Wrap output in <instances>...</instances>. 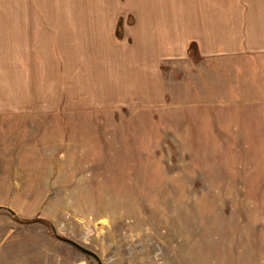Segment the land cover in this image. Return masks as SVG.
<instances>
[{
	"label": "rangeland",
	"instance_id": "1",
	"mask_svg": "<svg viewBox=\"0 0 264 264\" xmlns=\"http://www.w3.org/2000/svg\"><path fill=\"white\" fill-rule=\"evenodd\" d=\"M126 3L0 0V264H264V54L192 43L155 88L70 90L101 8L131 44Z\"/></svg>",
	"mask_w": 264,
	"mask_h": 264
},
{
	"label": "crops",
	"instance_id": "2",
	"mask_svg": "<svg viewBox=\"0 0 264 264\" xmlns=\"http://www.w3.org/2000/svg\"><path fill=\"white\" fill-rule=\"evenodd\" d=\"M125 2L130 4L133 13L128 31L131 44L125 46L122 42H114L109 23L113 21L114 24L116 11L109 6L101 8L95 16L101 19V24L96 26V35L90 36V26L79 31L87 37L82 46L87 57L77 60L72 73L66 64L63 65L62 76L70 90L90 86L106 100L120 98L118 94L122 91L139 92L140 80L144 78L146 85L155 88L161 83L158 76L162 61L172 56L186 57L187 46L192 43L197 46L200 57L264 54V0ZM95 11L94 8H83L82 12L86 14L83 19L91 20L90 14ZM122 33V30L119 36L115 33V38L120 39ZM56 35L60 44L62 33Z\"/></svg>",
	"mask_w": 264,
	"mask_h": 264
},
{
	"label": "water",
	"instance_id": "3",
	"mask_svg": "<svg viewBox=\"0 0 264 264\" xmlns=\"http://www.w3.org/2000/svg\"><path fill=\"white\" fill-rule=\"evenodd\" d=\"M66 239H67V238H66ZM67 240H69L70 242H72L73 244H75V245H76L78 248H80L82 251H84V252H86V253H89V254L93 255L94 257L98 258V256H97L92 250H90V249H88V248H86V247H84V246L78 244L77 242H74V241L70 240V239H67Z\"/></svg>",
	"mask_w": 264,
	"mask_h": 264
},
{
	"label": "trees",
	"instance_id": "4",
	"mask_svg": "<svg viewBox=\"0 0 264 264\" xmlns=\"http://www.w3.org/2000/svg\"><path fill=\"white\" fill-rule=\"evenodd\" d=\"M121 33L120 29H117V35H119Z\"/></svg>",
	"mask_w": 264,
	"mask_h": 264
},
{
	"label": "built area",
	"instance_id": "5",
	"mask_svg": "<svg viewBox=\"0 0 264 264\" xmlns=\"http://www.w3.org/2000/svg\"><path fill=\"white\" fill-rule=\"evenodd\" d=\"M83 264V263H82Z\"/></svg>",
	"mask_w": 264,
	"mask_h": 264
}]
</instances>
